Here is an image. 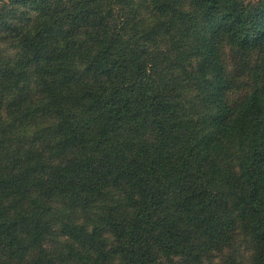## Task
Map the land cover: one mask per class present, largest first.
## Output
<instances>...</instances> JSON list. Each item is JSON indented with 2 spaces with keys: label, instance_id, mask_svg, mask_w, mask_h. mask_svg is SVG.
<instances>
[{
  "label": "trees",
  "instance_id": "16d2710c",
  "mask_svg": "<svg viewBox=\"0 0 264 264\" xmlns=\"http://www.w3.org/2000/svg\"><path fill=\"white\" fill-rule=\"evenodd\" d=\"M256 51L264 0H0V264H264Z\"/></svg>",
  "mask_w": 264,
  "mask_h": 264
},
{
  "label": "rangeland",
  "instance_id": "374dc122",
  "mask_svg": "<svg viewBox=\"0 0 264 264\" xmlns=\"http://www.w3.org/2000/svg\"><path fill=\"white\" fill-rule=\"evenodd\" d=\"M251 1H254V2H258V1H260V0H251ZM231 56V54L230 53H227L226 54V56H227V60H228V62H229V64H230V66H231V68H230V70H234L232 73H234L235 72V68H234V66H233V64H234V61H233V59L232 58H230L229 56ZM232 59V60H231ZM262 59H264V51L263 52H259V51H256L255 53H254V60H262ZM245 88L244 87H238V86H236V87H234V89L231 91V92H229V98H230V100H236V98H238L244 91ZM247 245V244H246ZM245 245V246H246ZM244 245H242L241 244V248H239V253H241L242 254V252H244L245 250L247 251V248L245 247ZM245 248V249H244ZM245 251V252H246ZM242 256H243V259L245 258L246 259V257H245V255L244 254H242Z\"/></svg>",
  "mask_w": 264,
  "mask_h": 264
}]
</instances>
